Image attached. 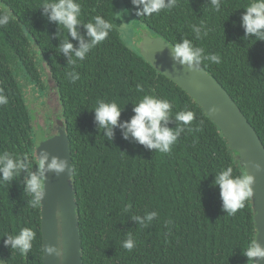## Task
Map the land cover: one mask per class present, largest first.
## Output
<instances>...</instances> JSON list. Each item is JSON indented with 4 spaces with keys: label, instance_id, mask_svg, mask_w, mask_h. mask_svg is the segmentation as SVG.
<instances>
[{
    "label": "trees",
    "instance_id": "obj_1",
    "mask_svg": "<svg viewBox=\"0 0 264 264\" xmlns=\"http://www.w3.org/2000/svg\"><path fill=\"white\" fill-rule=\"evenodd\" d=\"M42 2L0 0V11L12 14L9 23L0 26V93L8 99L0 105V154L26 156L33 164L30 170L36 171L34 139L39 131L33 128L21 80L41 91L45 63L71 154L82 264H248L243 252L256 231L251 199L230 216L222 209L218 186L212 184L214 175L229 166L234 175L245 172L237 153L196 100L141 55L140 37L127 35L125 17L170 45L187 38L206 55L218 54L219 64L204 61L203 68L232 97L264 145V41L244 37L241 26L244 8L252 0H221L219 12L209 0H177L171 10L151 17L137 16L131 0H77L83 23L102 16L112 30L77 62L74 70L80 79L75 83L66 76L73 65L59 50L66 29L59 38L57 24L39 8ZM202 22L210 31L197 40L191 26ZM121 24H127L124 31ZM78 31L85 36L82 26ZM68 39L78 47L76 40ZM146 94L168 100L173 118L180 111L195 114L170 153L147 149L131 137L125 140L119 128L108 141L96 125L93 110L98 101L115 102L122 108L123 122ZM179 123L171 120L167 126ZM196 127L201 130H188ZM25 175L22 171L20 178L0 183V264H43L40 207L29 203ZM153 211L157 216L145 226L132 220ZM23 228L35 233L26 258L4 245L5 235L15 236ZM129 233L135 241L131 251L122 246Z\"/></svg>",
    "mask_w": 264,
    "mask_h": 264
},
{
    "label": "clouds",
    "instance_id": "obj_2",
    "mask_svg": "<svg viewBox=\"0 0 264 264\" xmlns=\"http://www.w3.org/2000/svg\"><path fill=\"white\" fill-rule=\"evenodd\" d=\"M177 0H131L136 9V15L141 17H151L158 14L161 10H171L176 6ZM212 8L219 12L221 9V0H209ZM39 8L43 9V15L48 20L55 22L58 26L57 36L60 38L63 30V38H60L59 50L68 59V63L73 65V71L67 72L66 76L69 82L75 83L80 79L79 74L74 70L78 61H83L87 54L98 44L104 41L112 30V24L106 21L102 16H95L92 22L83 23L81 20V5L77 0H43ZM245 12L241 16V26L244 29V37H253L255 40L264 41V0H252L246 6ZM12 19V14L7 9L0 11V26L6 25ZM83 27L85 36H81L78 31ZM192 31L197 40L208 36L210 29L202 22L199 25L193 24ZM78 42V47L74 48L69 42L68 37ZM172 60L183 66H187L190 71L200 69L204 61H210L215 64L221 62L218 54L206 55L203 47H197L187 38H182L171 48ZM139 91H143L141 85H137ZM8 99L0 93V105H6ZM134 115L127 121L119 120L122 108L115 102H97L93 110L94 120L99 130L103 131V137L108 141L114 136V129L119 128L123 139L130 137L147 149L159 151L161 153H170L172 146L177 142L178 137L185 131V128L191 124L195 118L192 111H180L173 118L171 115L172 104L166 100L157 98L155 95L146 94L136 104H133ZM171 120L180 122L175 128H169L167 125ZM189 131H200L199 127L195 129L188 128ZM33 164L26 156L14 155L10 152L0 154V183H10L17 177L20 178L21 172H25L23 177L24 192L30 197L29 203L32 207H40L44 197V181L46 171H53L60 174L69 168L67 162L63 159L53 157L49 162V153L41 150L37 155V163L34 165L36 171H31ZM256 170L261 171L259 164L255 165ZM255 177L242 172L239 175L233 174L231 166L220 170L214 175L213 186H218L219 196L222 201V209L225 213L232 216L238 210L245 207V202L253 198L252 185ZM157 216V212L146 213L145 216H132V220L141 226H145ZM166 223L170 224L171 221ZM4 245L17 250L23 257L32 248V242L35 233L29 228H23L19 234L5 235ZM123 248L131 251L135 247V241L129 233L122 244ZM48 254H55L58 258L62 257L63 248L48 246ZM243 255L247 257L248 264H255L257 259H264V247H261L256 239L249 241Z\"/></svg>",
    "mask_w": 264,
    "mask_h": 264
},
{
    "label": "water",
    "instance_id": "obj_3",
    "mask_svg": "<svg viewBox=\"0 0 264 264\" xmlns=\"http://www.w3.org/2000/svg\"><path fill=\"white\" fill-rule=\"evenodd\" d=\"M138 34L137 47L141 55L196 100L237 153L244 171L255 177L251 198L256 230L254 239L264 247V145L260 137L228 92L202 65L200 69L190 71L187 66L173 62L170 50L173 45L160 35L149 34L145 26L139 28ZM41 150L49 153V162L57 157L69 165L60 174L45 173L44 197L40 206L43 264H82L71 154L60 118L56 119V132L35 147L36 158ZM257 164L261 166L259 172L255 167ZM61 245L63 254L60 258L46 251L48 246ZM255 264H264V259H257Z\"/></svg>",
    "mask_w": 264,
    "mask_h": 264
},
{
    "label": "rangeland",
    "instance_id": "obj_4",
    "mask_svg": "<svg viewBox=\"0 0 264 264\" xmlns=\"http://www.w3.org/2000/svg\"><path fill=\"white\" fill-rule=\"evenodd\" d=\"M120 11H123V9L120 8ZM130 18L131 17H125L128 22V36H131L134 33L138 34L139 28H144V25L140 24L139 21ZM126 26L127 24H121V30L124 31ZM134 45L131 46L134 47ZM41 70L43 82V88L41 91L38 88L32 86L26 80H21L24 85L27 104L32 112L33 128L36 132L39 131L34 139L35 146L56 132V119L60 118V104L58 101L55 83L51 78L49 69L45 63H42Z\"/></svg>",
    "mask_w": 264,
    "mask_h": 264
},
{
    "label": "flooded vegetation",
    "instance_id": "obj_5",
    "mask_svg": "<svg viewBox=\"0 0 264 264\" xmlns=\"http://www.w3.org/2000/svg\"><path fill=\"white\" fill-rule=\"evenodd\" d=\"M57 118V117H56Z\"/></svg>",
    "mask_w": 264,
    "mask_h": 264
}]
</instances>
